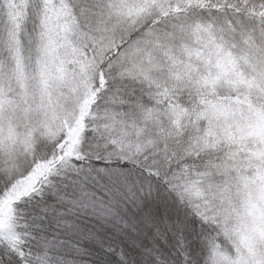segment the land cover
I'll return each mask as SVG.
<instances>
[{"label":"snow or ice","instance_id":"1","mask_svg":"<svg viewBox=\"0 0 264 264\" xmlns=\"http://www.w3.org/2000/svg\"><path fill=\"white\" fill-rule=\"evenodd\" d=\"M0 264H264V0H0Z\"/></svg>","mask_w":264,"mask_h":264}]
</instances>
